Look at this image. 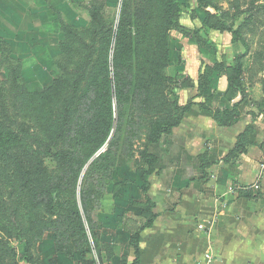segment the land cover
Here are the masks:
<instances>
[{
    "label": "rangeland",
    "instance_id": "374dc122",
    "mask_svg": "<svg viewBox=\"0 0 264 264\" xmlns=\"http://www.w3.org/2000/svg\"><path fill=\"white\" fill-rule=\"evenodd\" d=\"M151 1L157 3L144 5L143 0L102 3L107 27L99 23L92 27L91 16L78 10V15L86 20L82 28L87 48L74 57V62L78 60L81 64L84 54L99 57L107 43L100 42L98 35H115L124 2L128 43L136 41L135 36L144 30L137 27L141 21L140 25L152 29L149 33L153 41L147 44L152 45L153 51L147 57L151 59L153 53L155 57L164 55V47L169 57L168 65L158 68L172 82L160 81L151 86L154 93L163 95L156 93L155 100L148 102L145 90L137 88L143 74L138 72L136 62H130V68L123 67L128 102L124 105L121 126L117 107L113 105L107 137H101L103 127H98L102 121L98 115L101 107L94 112L91 102H95V94L87 93L92 76L81 78L80 86L75 87L73 65L58 66L59 62L64 63L59 50L58 56L50 53V58L40 55L38 58L32 52L29 56L26 52L20 54L21 59H1V122L20 136V144L11 150L20 162L19 167L25 164L28 168L30 163L29 171H37V175L27 173L23 185L14 164L0 158V264H128V257L133 260V250L124 256L128 252L122 245L124 235L119 247H115L110 243V234L134 235L135 230L152 220L151 202L145 189L146 180H156L157 165L151 176L146 177L145 172L152 162L147 156H157V144L151 143L154 131L177 121L190 103L201 104L211 112L229 108L233 120L239 114L242 124L250 127L257 124L264 149V0L204 1L206 10L213 14L212 20L233 25L245 45L227 32L204 36L206 13L198 9L195 0H178L181 7L176 9L179 20L175 30L166 23L162 0ZM56 45L52 42L49 46L55 50ZM244 52L248 55L241 62V75L236 76L235 70L240 65L237 57ZM136 53L132 52V57ZM149 65L150 60L146 66ZM15 75L20 77L19 81L13 80ZM58 79H65L67 85L61 87L58 98L52 99L50 108L45 106L44 117L36 105L29 109L22 104L19 85L32 95L50 88ZM83 97L81 105H77ZM219 119L226 122L221 116ZM95 130L99 132L97 137ZM98 137L100 140H96ZM102 140L92 151L94 142ZM24 169L22 174L27 172ZM55 190L58 197L53 204L48 191ZM113 257L116 259L112 262Z\"/></svg>",
    "mask_w": 264,
    "mask_h": 264
},
{
    "label": "crops",
    "instance_id": "0c3cea01",
    "mask_svg": "<svg viewBox=\"0 0 264 264\" xmlns=\"http://www.w3.org/2000/svg\"><path fill=\"white\" fill-rule=\"evenodd\" d=\"M110 1L0 0V61L26 52L58 56L64 27L86 26L78 10L88 17L94 3ZM240 117L221 126L194 106L172 134L161 137L157 177L146 193L152 224L134 235L110 234L115 247L124 235V256L131 250L134 256L128 264H264V149L252 124L249 145L236 152L250 127ZM135 235L139 241L131 243Z\"/></svg>",
    "mask_w": 264,
    "mask_h": 264
},
{
    "label": "trees",
    "instance_id": "16d2710c",
    "mask_svg": "<svg viewBox=\"0 0 264 264\" xmlns=\"http://www.w3.org/2000/svg\"><path fill=\"white\" fill-rule=\"evenodd\" d=\"M143 1H144L143 2L144 5L145 4L151 5L153 2L157 3V1H151V2L150 0H143ZM204 1L205 0H195L196 6L198 7V9L206 13V18L204 19L203 26H202L203 35L206 37H209V35L212 32H217L220 34L227 32V33L232 34L233 37L236 38L238 41H240L242 45H245V43L242 40V36L240 32L238 30H235L233 25H227L225 23H217L212 20L213 14H211V12L206 10L204 6ZM161 5L163 9V14L164 12L166 14L165 15L166 23L169 24L170 27L175 30L176 21L179 20V16L176 12V9L181 7V3L178 0H162ZM125 8L126 6L124 2L122 11H121V16L119 19L118 30L115 33V35L111 37L108 35L107 36L101 35L100 37V34L98 35V38H100V42L104 43L105 41L107 43V47L104 46L103 51L100 53L98 58L95 59L94 56L91 54L89 55L84 54L83 60H82L83 62H81V64L79 63L78 60L74 62V57H77L79 53H81L85 48H87L85 47L84 41H83V36H84L83 31L84 30H79L72 26H65L63 29L64 42H62V44L60 45L61 56H62L61 59L62 61H64V63L59 62L58 66L60 68H63L65 67V65H70V64L73 65L74 69L72 70V73L75 72L76 74L75 75L76 81L73 84L75 87L80 86L81 81L85 79L86 75L92 76L89 80L90 84L88 85L89 88H88L87 93L95 94V102L93 103L91 102L92 107L94 108V112H95L96 107H101L100 110H98L99 118H101L102 116V119H101L102 121L99 122V126H98L100 127V129L103 127L101 129V134L103 136L101 137H107L109 135V131H110L109 116L111 115L110 118L112 120L113 105H116L117 107L118 124L119 126H121V122L123 119L122 113L124 111V105L127 104L128 102V100H126L125 98L127 91L125 87L126 80H125V73H124L123 67L127 66V68H130L131 67L130 62L132 63L136 62L135 65L138 68V72L143 74L141 85H139L137 88H140L138 91H141L142 89L145 90V93L147 96V102L149 100H155L154 96L156 95V93L158 94V96L163 95L162 92L154 93L151 90L155 84L157 85V82L161 81L163 82V84L166 81L168 83L172 82L171 79H168L166 76H164L163 72L162 73L159 72L160 68H158L162 66L165 68L168 65L169 57H168V54L166 53L165 47L162 48V50L164 51V55L159 57L157 54V57H155V54L154 53L152 54L153 56V58L151 56L152 62H151V59L147 57L153 51L152 45L147 44L148 42L153 41L149 33L151 32L152 29L148 30L146 25L144 24L140 25V22H141L140 21L137 27L139 31L142 29L144 30H142L141 32L137 34V36H135L136 41L130 44L128 43V38H127V35L125 34V32H127L126 28H127L128 15H126L125 13ZM104 9L105 7L102 3H94L93 7L89 11V14L92 18V22H91L92 27L96 25V23L102 24L103 26L106 25L107 27V22L102 14ZM91 29L89 32L92 33L93 37H96L95 34L91 32ZM159 42H162V41L159 40ZM134 44L135 46H133ZM144 46H145V49H144L145 51L143 52L145 53L142 54V50ZM134 51L137 53L134 57H132L131 53ZM73 53L75 54V56L73 55ZM247 55L248 53L244 52L237 57V60L240 62V65L235 70L236 76L241 75V72H242L241 62L244 58H246ZM149 60H150V65L149 67H147L146 64L149 62ZM67 71L68 70H66L65 68V71H64L65 74H68ZM19 78L20 77L18 75L17 76L15 75L13 77V80L19 81ZM65 84L67 85V81L65 79H60V80L58 79V80H55L52 85H50V88H47L45 91H42V92H36V94L34 93L32 95L25 93V91L23 90L24 88L21 85H19V88L21 89L20 92L22 93V104L26 107H29V109L30 107L32 108L36 105L37 111L40 112L42 117H44V115L42 114H44L43 111H44L45 106L49 108L51 107L52 99L58 98V93L62 90L61 87L64 86ZM71 90H72V87H71ZM2 91H3V87L0 84V94L2 93ZM71 94H73L72 91H71ZM83 99L84 97L82 98L80 103H78L77 105L80 106L81 103L83 102ZM194 106H198L200 109L208 111L207 108H205L201 104H196V103L188 104L186 107L183 108L181 115L177 121L172 122L168 126H163L164 128L162 126L155 128V131H154L155 138L152 140L151 143L158 144V142L160 141L163 135L171 134L172 130L175 127L179 126V124L182 122L185 115L188 114ZM63 110H65L64 113L67 114V110L62 109L61 110L62 113H63ZM68 112H70V110H68ZM208 112L214 116L218 125H221V126L228 125L227 121L230 122V120L233 117V111L230 110L229 108H225L222 111L217 110L216 112H211V111H208ZM220 116L226 120L225 123L219 119ZM86 124H87V127H90L89 121ZM103 125H105V127ZM251 130L252 128L248 127L246 132L240 138L238 148L236 150L237 153H240L241 151L246 150V146H248L250 143L247 136L251 133ZM96 134H97L96 135L97 137L99 132L97 131ZM85 135H88V134H83V136ZM19 138L20 136L18 134L7 130L6 126L1 122V117H0V158L7 159L11 163L14 164V166L16 167V175L24 185L27 180V173L28 174L34 173L35 175L37 171H29L28 168L31 166L30 163H28V165H30L28 166V168L25 167V164H23L25 169L23 168V166L19 167L20 162L16 161L17 159H15V154H13V151H11L12 149L15 148V146L20 144L21 141ZM96 140H100V138L98 137ZM103 141L104 140H102L101 143L99 141L94 142L96 144L92 145L93 150L92 149L91 150L94 151L99 145L102 144ZM9 150L11 151L10 154H8ZM92 151H90L89 154ZM147 157H149L152 162L150 163V170L145 172L146 177L154 174L155 172L154 166H156L158 163V158L156 155L149 154ZM22 169H24L27 172L22 174L23 173ZM146 181H147V187L145 189V192L147 193V191L150 188V183L148 182V180ZM48 195H50L51 202L55 204L57 202L58 191L56 190L53 192L48 191ZM151 224H152V220L149 221L146 226H150ZM0 225H1V218H0ZM132 240L138 242L139 235H135ZM136 251L138 254L137 249ZM25 259L27 261H30L29 258H25Z\"/></svg>",
    "mask_w": 264,
    "mask_h": 264
}]
</instances>
